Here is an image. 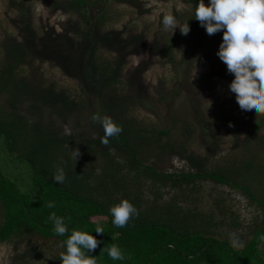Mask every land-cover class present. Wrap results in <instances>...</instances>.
<instances>
[{"label": "trees", "instance_id": "obj_1", "mask_svg": "<svg viewBox=\"0 0 264 264\" xmlns=\"http://www.w3.org/2000/svg\"><path fill=\"white\" fill-rule=\"evenodd\" d=\"M104 1L110 0H62L58 4L69 17L76 18L67 21L66 33L71 34L65 35L63 41L71 47L81 44L83 38L90 43L84 50L85 65L92 70L98 97L90 111L87 132L65 133L38 118V110L63 116L84 109L86 101L82 95L73 97L67 88L45 79L39 66L29 60L32 44L7 36L2 41L0 243L24 242L26 251L34 252L33 256L45 244L54 245L57 252L50 262L61 264L64 240L73 230H87L100 241L89 253L98 264H264V165L251 147L260 119L252 121L242 145L235 140L233 149L241 148L242 156L230 158L227 165L212 166L208 159L189 152L186 143H171V129L146 127L132 118L128 110L137 103L126 93L121 67L123 50L140 36L126 38L110 30L95 36L93 30L104 19L100 11ZM183 1L189 7L175 17L181 27L189 24L188 34L195 46H201L198 41L203 27L194 17L199 0ZM172 44L169 39L161 53L174 63ZM101 49H112L116 55L103 57ZM224 70L234 78L226 65ZM138 103L143 108L150 107L148 100L140 99ZM94 114L112 118L123 129L117 137L110 138L107 146L101 143L102 126L91 119ZM182 129V136H189L193 128L186 123ZM78 151L86 161L81 165L71 155ZM164 155L186 161L187 168L159 167L158 159ZM2 161L14 170L26 172L28 185L10 179L2 169ZM61 167L66 176L62 184L52 178ZM206 180L238 189L256 208V215L241 234L216 231L218 225L226 224L225 210L217 211L216 220L212 213L204 214L196 206L185 207L178 202L194 201L190 194ZM171 192L167 200L162 199L164 193ZM125 198L139 215L125 227L117 228L112 224L110 208ZM49 203L55 207L49 208ZM53 213L65 220L68 232L63 237L54 232L50 219ZM227 224L231 232L242 228L237 218ZM97 226L104 232L97 234ZM109 246L119 247L125 260H111L102 250Z\"/></svg>", "mask_w": 264, "mask_h": 264}, {"label": "rangeland", "instance_id": "obj_2", "mask_svg": "<svg viewBox=\"0 0 264 264\" xmlns=\"http://www.w3.org/2000/svg\"><path fill=\"white\" fill-rule=\"evenodd\" d=\"M60 1L0 0V49L6 36L32 44L29 60L32 65L39 66L45 79L67 88L73 97L82 95L86 101L84 109L63 116L46 109L38 110L36 115L43 123L65 133L87 132L90 111L98 97L92 70L85 65L84 50L90 43L83 38L81 44L71 47L63 41L65 35L71 34L66 33L67 21H75L76 18L69 17L58 7ZM100 7L104 19L99 20V25L93 30L95 36L108 30L121 33L126 38L140 36V40L123 50L121 67L126 93L137 103L128 110L132 118L146 127L171 129V143H186L189 152L208 159L210 165L215 166L227 165L230 158L241 155V148L233 149L235 140L242 145L252 121L258 117L260 126L251 147L264 165V114L245 113L240 109L235 94L229 91L233 78L224 74L226 64L216 54L223 31L209 36L205 28H201L198 41L201 46H195L193 37L182 35L179 26L173 33L171 29L165 30L163 16H175L188 9L183 0H110L108 3L104 1ZM91 15L96 18L93 10ZM169 39L173 41L174 63L161 53ZM100 53L106 58L116 55L112 49H101ZM140 99L148 100L150 107L140 106ZM199 122H202L201 126L197 125ZM186 123L193 129L189 136H182ZM71 155L75 156L73 152ZM83 156L81 152L77 157L79 165L86 162ZM158 162V166L166 170L187 168L186 161L167 155L159 158ZM1 166L10 179L28 185L26 172L12 169L4 161ZM198 184L199 190L190 194H193V203L190 199H179L178 202L185 207L190 204L196 206L204 214L212 213L216 220L217 211L225 210L223 218L226 224L218 225L216 231L241 234L256 215V208L249 204L245 194L208 180ZM169 195L173 192L164 193L162 199L167 200ZM236 218L242 228L231 232L227 223ZM49 245L45 244L38 255L33 256L34 252L26 251L24 242L16 245L12 241L0 243V264H51L50 259L57 252V247Z\"/></svg>", "mask_w": 264, "mask_h": 264}, {"label": "clouds", "instance_id": "obj_3", "mask_svg": "<svg viewBox=\"0 0 264 264\" xmlns=\"http://www.w3.org/2000/svg\"><path fill=\"white\" fill-rule=\"evenodd\" d=\"M194 17L211 36L223 31L222 42L217 56L226 64L228 73L233 75L229 91L235 94L236 101L245 113L264 114V0H199L196 4ZM162 25L165 30L173 31L179 26L182 35H187L190 26L181 27L174 15H164ZM93 122H98L104 135L101 143L108 145L110 138L117 137L122 131L110 117L93 115ZM79 151L75 153V159ZM54 182L64 183L66 176L63 168H57L52 176ZM55 207L54 203L47 205ZM112 224L117 228L125 227L135 216L138 209L129 199H121L110 208ZM54 232L65 236L68 228L63 217L54 213L50 216ZM97 234L104 232L100 226L94 228ZM87 230H73L63 242L65 251L61 253V264H98L93 252L100 241ZM113 261H124L125 255L117 246L103 248Z\"/></svg>", "mask_w": 264, "mask_h": 264}]
</instances>
